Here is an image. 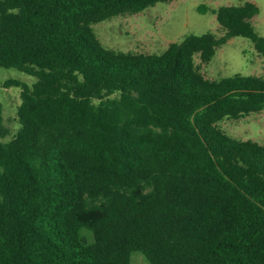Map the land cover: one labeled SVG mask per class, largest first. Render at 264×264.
Masks as SVG:
<instances>
[{
    "label": "trees",
    "instance_id": "trees-1",
    "mask_svg": "<svg viewBox=\"0 0 264 264\" xmlns=\"http://www.w3.org/2000/svg\"><path fill=\"white\" fill-rule=\"evenodd\" d=\"M169 1L0 0V67L36 77L5 82L21 102L0 138V264H264V144L220 126L264 110V76L210 79L195 61L236 36L264 59L260 9L201 4L224 34L160 53L95 32Z\"/></svg>",
    "mask_w": 264,
    "mask_h": 264
},
{
    "label": "rangeland",
    "instance_id": "rangeland-1",
    "mask_svg": "<svg viewBox=\"0 0 264 264\" xmlns=\"http://www.w3.org/2000/svg\"><path fill=\"white\" fill-rule=\"evenodd\" d=\"M244 1L255 3L260 12L252 19L258 34L264 36V0H170L161 2L136 14H127L102 21L94 25L101 42L110 48L144 53L163 52L170 43L182 41L189 33L202 34L208 31L223 35L216 16L210 11L201 13L198 6L218 8L221 5L239 4ZM205 77L217 79L235 74L264 76V59L257 53L254 43L236 36L221 46L213 59L204 64L195 57ZM9 79L32 83L36 77L14 68L0 67V104L2 106L4 136L9 140L19 127L17 108L21 102V89L6 86ZM220 126L231 136L253 139L264 144V110L240 119H225ZM87 233L89 236L90 234ZM131 264H149L140 252L132 254Z\"/></svg>",
    "mask_w": 264,
    "mask_h": 264
}]
</instances>
